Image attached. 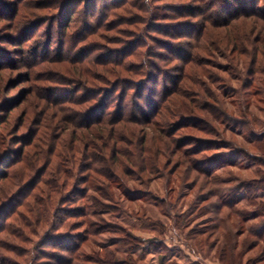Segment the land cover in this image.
<instances>
[{
	"label": "rangeland",
	"instance_id": "1",
	"mask_svg": "<svg viewBox=\"0 0 264 264\" xmlns=\"http://www.w3.org/2000/svg\"><path fill=\"white\" fill-rule=\"evenodd\" d=\"M18 1L21 0H0V130L11 139L9 147L12 149L13 161L18 160L20 157L18 153L24 150L23 158H28L29 164L32 161L36 164V168L42 166L46 168L43 179L49 178L47 183L50 184L52 181H57L54 171L55 163L61 161L66 166L71 157L79 160V164L82 165L86 163V157L90 152H96L94 147L87 148L80 141L82 135L90 134L93 143L101 142L93 138L94 130L101 126L94 123L89 124L91 119L98 114L94 110V102L83 106L79 104L82 98L90 92H84L85 87L83 82H80L79 73L87 76L86 71L92 76L95 71H99L101 66L84 62L88 60L100 62V57L103 60L116 57L118 53L115 54L114 51H119L123 45L120 41H125L126 38L127 40L136 38L103 28H97L96 34L90 35L87 29L92 24H87L88 26L84 24L85 18L81 15V11L75 18L77 28L65 30L57 20V13L60 11L52 7L38 12L33 8L32 12L39 13L40 17L34 20L33 17H26V23L18 30L19 15L14 16L15 4ZM55 1H62L63 4L69 2L74 4L75 2V0H22V3L26 6H31L36 2L51 5ZM78 2L80 3L79 9H84V0H78ZM191 3L192 0H159L156 2L157 6L163 8L162 12L168 13L173 6L185 10ZM249 7L251 11L260 10L263 16L243 17L237 20V24L236 21L233 22L232 26H215L214 28L208 25L210 31L218 34L216 39L218 38L219 45L212 49L215 53L196 51V56L200 61L201 59L211 61L210 64L205 63L200 66L218 76L220 78L218 83L211 82L208 75H203L201 68L198 69L197 65L193 68L195 72L191 73L193 77L190 76L191 80L184 77L188 75V70L184 72V64L187 66L188 63H184L185 58L176 54L180 51L186 53L188 50L181 48L182 50L179 51L176 47H169L168 44L187 42L188 38L181 40L168 38L165 32L169 30L171 33H177L184 30L182 28L177 30L172 26L177 23L175 19L166 20L170 24L166 27L162 26L159 34L154 32L147 34V43L150 45L154 43L156 51L160 52V57L155 59V63L159 65V70H157V75L160 77L159 94L163 95L165 83L169 91L166 95L164 94L163 100H160L158 94L154 96L155 103L160 105L156 109L141 100L142 107L151 113L155 110V114L153 113L154 115L152 114L148 119L139 121V124L135 125L137 132L131 138L133 146L129 142L120 141L119 146L134 148L139 146L145 138L147 146L153 143L157 145H154L156 152H159L158 147H161L160 154L153 151L158 157L160 156V161L157 160L154 165L157 167L154 171H147L144 174L128 165L113 166L110 161L112 172L121 175L123 181L121 185L113 183L114 186L110 191L114 195L107 199L103 198V193L96 194L103 205L95 207L97 212L103 213L102 215L107 218L106 222L110 225V230L99 236L102 242L115 241L129 235L140 239L135 242L134 247L137 264H161L160 256L151 252L155 248L148 242L155 238L164 241L170 250L168 254L177 256L175 259L180 264H223L220 260L221 249L226 248L227 253L236 255V240L241 246L243 239L248 236L247 229L259 226L264 221V215L259 213L256 219L246 223L241 222L237 226L236 220L240 218L236 215V208L226 206L228 204H220V200L228 195L236 198V193L231 192L239 183L264 176V145L261 144L264 141V0H258L256 4ZM214 8L230 11L229 5L223 0H215ZM197 22L202 23L201 20ZM92 30L95 31L96 28ZM238 31L242 36V40L240 39L242 54L239 53L241 51L239 48H235L236 50L232 48L234 44L232 35L237 34ZM223 34L230 38L226 39L222 36ZM153 39L159 41L154 42ZM112 51L116 56H111ZM104 53L109 54L102 56ZM171 56L175 58L170 60ZM236 56L239 57L235 58ZM231 57L234 59L230 60ZM223 65L231 69L225 72ZM99 79L102 78L99 76ZM99 81L96 87L99 92H103V89L109 86ZM148 83V87L155 86L153 82ZM203 85L219 94L236 91V96L222 99L224 103H227L232 120L217 123L211 117L205 119L207 130L213 132H208L209 134L198 132L193 128H176L178 118L166 108L177 105L176 99L180 95L177 94L179 92L192 101L194 96L189 93L194 90L195 95H200L206 103L216 107L221 106L216 97L212 98L205 92ZM85 86L88 90L93 89L87 84ZM69 109L74 110L70 112ZM151 119L153 122L150 121ZM123 125L126 131L135 127L130 122ZM102 126L107 131L112 127ZM213 139L224 142L221 148L223 156L210 160L211 156L208 154H213V151H209L208 154H193L200 144ZM187 143L189 145L181 147ZM111 144L112 142L106 150L101 151V156L110 157L113 153L109 148ZM141 157L142 154L138 152L139 161ZM198 160H201V164H196L199 163ZM209 165L217 167L211 177L205 175L202 170V167H209ZM69 166L71 167L70 163ZM21 167H26L24 162L9 168L3 167L4 175H11L10 180L13 175L16 177L11 188L8 187V180L0 181V185H5V190L8 188V193L18 191L21 189L19 186L24 185L25 181H28L30 177H35L32 170L28 175L21 174V171H24ZM71 170H74L75 178L78 179V168L72 166ZM61 181L58 179L56 185L64 189ZM69 183L65 192L76 189L78 185L75 184L74 179H69ZM40 184L46 187L42 182ZM98 186L101 190L107 188L104 181ZM49 189L50 186L47 191ZM36 192L39 190L36 189ZM2 193L0 191V194ZM248 193L247 190L240 192L243 199L249 195ZM52 195L55 199L57 198V194ZM36 201L34 195L28 200L25 198L16 213L9 220L6 219L5 223L8 228L0 232L1 263L60 264L65 263L70 257L69 254H63L56 248L47 246L49 241L47 237L51 232L47 230V225L55 226L54 214L58 208L72 211L77 206L75 204L62 205L57 202L49 207L55 211L54 214L50 212L49 219H44L43 204L45 205V202L39 203L38 208L42 212L39 219L42 220L38 221L32 212ZM239 207H243L246 211L254 209L249 206L246 199ZM60 220L64 221L63 228L58 230L60 235H68L69 239L78 236L81 239L85 236L84 231L88 224L98 219L96 217L84 219L78 214H73L67 219L60 218ZM217 222L219 226L214 228ZM236 229L241 232L237 234ZM101 241L97 243L98 245L89 243L90 245L85 246L81 252L85 254H95L100 250L102 252L99 246L102 245ZM117 243L111 247L119 251L118 258L121 260L119 263L126 264L124 262H126L127 253L133 255L131 254L133 247L128 249L124 242ZM253 253V251L246 252L244 261L252 257ZM82 264L104 263L87 261Z\"/></svg>",
	"mask_w": 264,
	"mask_h": 264
},
{
	"label": "trees",
	"instance_id": "2",
	"mask_svg": "<svg viewBox=\"0 0 264 264\" xmlns=\"http://www.w3.org/2000/svg\"><path fill=\"white\" fill-rule=\"evenodd\" d=\"M157 1L159 0H84V9H79L80 3L78 2V0H75L74 4L73 2L63 4L62 1H55V3L51 5H45L44 3L36 2L31 6H26V4L24 5L22 3V0L18 1L15 4L16 8L14 11V16L17 17L19 15V25L17 24L18 30H20V26L26 23V17H33V20L40 17L39 13L32 12L33 8L34 11L38 12L44 8L52 7L53 9H58L60 11L57 13V20H59L61 27L65 30L77 28L75 18L81 11V15L85 18L84 24L86 26L92 24L90 25V28L87 29L88 34L90 33V35L96 34V31L98 29L103 28L104 30L115 31L117 33H120L121 35L130 37L132 36L136 38L135 40H127L126 38L125 41H120L123 44L121 49L119 51H114L115 54L118 53V56L113 55L114 52L112 51L113 53L111 56L116 57H110L108 58L109 60L106 58H104L103 60L100 57V62L90 60H88V62H84L89 64L95 63L101 66L99 71H95L92 76H90L86 71L85 73L87 74V76L78 72L80 74V82H83L82 84L85 87L84 92H91L87 93V95L82 98L79 104L80 106H83L84 104L94 102V110L98 114L91 119L89 124L94 123L101 126V128H97L93 132V138L101 141L100 143H93L90 138V134L87 133L85 135H82L80 138V141L83 142V144L86 145L87 148H90L91 146L94 147V150L96 151L94 153L90 152L87 155L85 164L83 163L82 165H80L79 160L77 161L75 158L72 159L71 157L69 158L68 165L66 166H64V162L61 161L60 163H55L54 171L57 181H52L50 184H48L47 182H49V178H45V180L43 179L46 168L44 166L36 168V164H34L32 161H30L29 164V161L27 162L28 158H23L24 153L22 152L24 150L18 153L20 155L19 159L13 161L11 157L12 149L9 147V142L11 141V139L6 133L0 130V181L2 182L8 180V187L14 185V180H16L15 175L12 174L14 178L12 177V179L10 180L9 178L11 177V175H4L5 172L3 167L9 168L10 166L19 164L20 162H24V165L26 166L25 168L21 167V169L24 170L21 171V174L23 173L25 175H28L31 170L35 174V177H30L28 181L24 180L28 184L24 182V185L19 186L21 189H19L18 191L16 190L15 192H11L10 189V192L8 193V188H6L7 190H5V185H0V191L3 192L2 194H0V232L4 229L7 230L8 227L5 221L7 222V220H9L13 216V214L16 213L17 208L21 206L23 200L25 198L26 200H28L30 196H36L37 201L35 204V209L33 208L32 212L35 214L38 221L42 220L39 219V217L42 215L41 209L38 208L39 203L43 204V202H45V205L43 204V206L45 207L44 219H49L48 214H50V212L54 214L55 211H52L49 207H52V205L57 202L62 205L75 204L77 207H75L72 211H68L69 209L66 208H58V210L55 212L56 214H54L56 220L54 224L55 226L52 227L51 224L47 225V230L51 231V237L50 234H48L47 237L49 238L47 246L56 248L61 253H66L70 256L66 259L65 263L60 264H82V262L87 261H96L104 264H122L119 263L121 261L120 258H118L119 251L114 250L111 247L113 245H117V242H124V244L128 246V249H130L129 247H133V249H131L133 250L131 251V254L133 255L127 253L128 255L125 259L126 262L124 263L137 264V254L134 253V247L136 244L135 242L140 241V239L135 236L129 235L125 236L122 239H116L115 241L110 240L107 242H102L99 236H101V233L110 230V225L106 222L107 218L102 215L103 213L97 212L95 207L103 205L101 199L96 194L103 193V198L107 199L108 197L114 195L110 191L112 186H114L113 183H115L116 185L122 184L121 182L123 181V178L120 177L121 175L119 176L118 174L112 172L111 163H113V166L116 165L120 167L128 165L134 169L137 168L139 173L141 171V174H144L147 171H154L155 167H157L154 165H156L157 160L160 161V156L158 157L157 154L161 153V147H158L160 148V151L156 152L157 150L154 145H157L153 143V145L150 144L147 146L145 138L141 141L139 146H136L134 148L119 146L120 142H129L130 145L133 146V140H131V138L133 134H136L137 132L135 125L139 124V121L148 119L153 113L155 114V110L152 111V113L150 111H146L141 105V100L147 102L146 105L149 104V106L153 109H156L158 106H160L154 101V96L156 94L160 96V77L157 75L159 65L155 63V59L160 57V52L156 51L154 43L153 45L147 43L149 32L159 34L162 26L166 27L168 26V24H170L167 23L166 20L175 19V22L177 23L172 26L177 30L178 28H182L184 30L178 31L177 33H171L169 30L165 32L168 38H178L179 40H181L182 38H188L187 42L180 41L175 44H168L169 47H176L179 51L181 48H186V50H188L186 51V53L180 51L181 54H176L183 59L185 58L184 63H188L187 66L184 64V72H187L188 70V75L184 77H188V80H191V73L193 74L195 72L193 68L195 67V65H197L198 69L201 68L200 71L203 75H208L211 82L218 83L220 82V78L218 76L213 74L209 69L207 70L200 66L205 63L210 64L211 61H208L207 59H201L200 61V59H198L196 56V51L208 53L214 52V50L212 49H214L216 45H219V40L218 38L216 39V37H218V34L210 31L208 25H212L214 28L215 26H232L233 22L236 21L237 24V20L243 17L263 16V12H261L260 10L255 9L251 11V7H249L252 6V4H256L258 0H223L225 4L229 5L230 11L214 8L215 0H192V3L187 6V9L185 8V10H180L178 6H173L172 8H170L171 11L169 13L164 11L162 12L161 10L163 8L157 6ZM65 11H67V13H65ZM198 20H201L202 23L200 24V22H197ZM109 21H111V23L108 24ZM95 28L96 30L93 31L92 29ZM222 36L226 37V39L230 38V36L226 34H223ZM232 37H234V44L232 45V48L234 47V50H236L235 48H239V50H241L239 53L242 54L243 51L240 45V39L242 40V36L240 32L238 31L237 34L234 33ZM153 41L157 42L159 40L153 39ZM150 46H152L151 49ZM108 54L109 53H104V55L102 56H107ZM185 54L187 55L185 56ZM224 56L229 57V55L227 54H224ZM173 57L174 56L169 57L170 60ZM237 57L239 56H236L235 58ZM233 59L234 58L231 57L230 60ZM223 68L225 72H227L226 70L231 69V67L224 65ZM93 70L97 69L93 68ZM155 72L156 75H154ZM99 76L102 79H99ZM97 81L105 82L109 87L103 89V92H99L98 88L96 87L98 86ZM148 82L155 83V86H152L153 88L148 87ZM85 84H87L88 86H92L93 89L88 90ZM203 88L210 97H216L221 106L218 105L219 107H216L212 104L206 103V101L203 100L200 95H195L194 90L189 93V95L194 96L192 101L187 99V97H185L182 92H179L177 94L180 95L176 99L177 105H172L169 106L170 108H166L168 111L171 110L172 115L178 118L176 121V128L187 127L193 128L194 130L201 133H213L212 131L207 130L208 127L206 126L205 119L211 117L217 123L225 120H232L230 115L231 112L228 111L227 103H224L222 99L224 100L225 98H229L230 96H236V91L232 90L229 93L227 91L223 94H219L218 92H216V94L212 92L210 88H206L205 85H203ZM163 89V95L160 96V100H163L165 98V95L169 91L167 83L163 85ZM146 92L147 94H145ZM130 104H132V106ZM232 104H234L233 101ZM72 110L74 109H69L70 112ZM150 121L153 122L152 119ZM128 122L134 124V129H130L128 131L124 130L125 126L123 124ZM102 125H110L112 127L109 129V131H107L106 128H104ZM129 134H131V137L129 136ZM190 138L201 141L199 139H196L195 137ZM110 142H112V144L109 148L113 153L108 158L101 156V151L106 150L110 145ZM261 144L263 146L264 141L261 142ZM186 145H189V143L184 144L181 147ZM223 145L224 142L218 139L209 140L200 144L198 150L193 154H208L209 151H213V154H208V156H211L209 157L211 158L210 160H213V158L216 159L218 156H223L224 153H222L221 151ZM258 148L262 150L261 147L258 146ZM154 150L157 154L153 153ZM138 152L142 154L140 161L138 160ZM198 162L199 163L196 164H201V160H198ZM218 162L221 163V161ZM69 163L71 167L69 166ZM72 166L78 168V179L75 178L76 173H74V170H71ZM198 167L200 168V165H198ZM216 168V166L212 167L209 165V167H202V170H204L205 175L211 177ZM129 175L130 174H128V176ZM58 179L62 180L61 183L63 184L64 189L56 185ZM69 179H74V181L76 182L75 184L78 185L76 189L65 192L66 186L70 185ZM103 181L106 184V190H103V188L101 190V187L98 186ZM40 182H42L46 187L40 186ZM35 186L36 189L39 190V192H36V189H34ZM48 186H50L49 191H47ZM241 190H247V193L249 192V195H247V197H245L244 199L240 194ZM91 192L97 193L93 194ZM231 193H236V198L231 196L230 198L229 195L224 199L220 197L222 199L220 200V204H228L226 206H230L234 209L236 208V215L240 218V220H236L237 226L240 225L241 222L246 223L252 219H256L258 217L257 214L259 213H262L264 215V176L239 183L236 189ZM52 194H57V198L55 199ZM245 199L247 200L249 206H252V208H254L252 209V211H246L243 207H239L241 202ZM229 202L231 203L230 205ZM52 213L51 215L53 216ZM59 214H61L60 217H58ZM73 214H78L79 217H82L84 219H88L90 217H96V219H98L88 224L87 228L84 231V237H82L81 239L78 238V236L74 237V239L77 240H74L73 238H71L73 239L71 240L69 239L68 235L62 236L58 233V230H60L61 228H63L62 226H64V221L60 220V218L67 219ZM218 226L219 223L217 222L214 228ZM239 232L241 231L236 229V233L239 234ZM247 233L248 236L243 239V243L241 244V246L238 245L236 240V255H234L233 253H227L226 248L221 249L220 260L223 264H264V221H262L259 226H252L247 229ZM99 240L101 241L100 244H102L99 245L102 248V252H100L101 250L96 251L95 254H85L81 252V250L85 246L87 247L90 245L89 243H93L95 245L97 243L99 244ZM148 242L155 248L151 252H153V254L157 256H160L161 264H180V262L175 259V257L177 256L168 254L170 250L168 247H166L164 241L155 238L148 240ZM248 251H253V256L248 258L247 261H244L245 254ZM0 264L7 263L0 262Z\"/></svg>",
	"mask_w": 264,
	"mask_h": 264
}]
</instances>
